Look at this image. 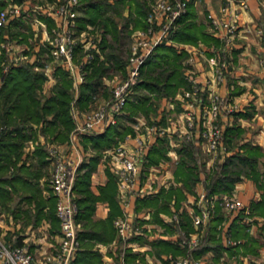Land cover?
<instances>
[{
  "label": "trees",
  "instance_id": "obj_1",
  "mask_svg": "<svg viewBox=\"0 0 264 264\" xmlns=\"http://www.w3.org/2000/svg\"><path fill=\"white\" fill-rule=\"evenodd\" d=\"M86 15L84 20L97 24L102 31L101 49L103 58L96 57L89 64L85 80L79 92L78 103L84 105L93 93L103 87L102 76L111 72L124 70L126 53L129 48L126 38L130 37L132 27H143L146 15L150 11L149 0H80ZM0 0V7L2 6ZM178 26L172 34L173 39L181 42L215 41V37L206 29L205 24L198 21L194 0H187V7L178 17ZM83 23V20L82 22ZM2 33L0 32V39ZM129 44V43H128ZM185 49L175 44L159 43L143 60L140 68V79L134 83L132 92L127 98L125 108L127 113L121 114L116 123L110 124L102 133L84 135V144L95 150L88 160H83L77 168L74 180V190L77 193L76 219L81 222L79 230L81 241L71 264H97L100 254L92 248L96 241H109L115 235L113 218L122 213L117 197L116 179L108 170L106 182L99 186L100 192L94 194L90 188L91 173L96 168L102 150L112 146L132 130L125 120L134 114L157 111V101L175 93L179 86H188L184 75L183 59ZM5 58L4 50L0 52V62ZM0 204L18 200H35V210H25L26 217L38 221L43 215L45 201L39 193L38 177L42 174V167L49 158L44 143H37L35 153L38 157V167L19 162L23 154L25 141L36 133L32 123H37L39 130L51 141H62L68 138L74 127L71 112L70 92L71 80L67 72L58 67L57 81L48 95L40 92L45 74L42 69H35L32 63L12 65L6 72L0 71ZM242 129L237 126L226 128L225 137L228 146L231 140L238 137ZM235 136V137H234ZM166 139L154 143L148 151L149 162L158 161L166 155ZM236 145V144H235ZM234 146V145H233ZM179 159L174 169L175 184L161 187L153 195L137 197V208L152 207V215L159 219L160 211L170 210V201L175 196V205H180L188 192L194 193L197 182L202 181L208 195L230 193L236 181L241 177H251L262 189L261 199L252 203L251 213L264 215V162L259 165L262 150L260 145L245 141L239 143L238 149L228 154L223 161L205 168V159H201L199 147L184 139L179 148ZM20 193V194H19ZM55 206L48 215L57 220L56 198ZM107 200L110 205L109 214L102 219L93 218L96 199ZM17 200V201H18ZM54 209V210H53ZM242 212V215H240ZM245 213L239 211L231 222L234 236L243 234L244 225L239 218ZM180 227L187 231L193 229L190 215L186 210L180 214ZM223 212L216 205L215 212L207 226V234L200 239V243L190 251L199 255L208 248L219 250L222 243L216 236L217 224L221 221ZM57 223V224H58ZM60 229V227H59ZM235 245V244H234ZM156 252L172 251L173 253L188 251L176 242L165 239L154 241ZM136 253L127 251L126 259L131 260ZM125 259V260H126Z\"/></svg>",
  "mask_w": 264,
  "mask_h": 264
},
{
  "label": "built area",
  "instance_id": "obj_2",
  "mask_svg": "<svg viewBox=\"0 0 264 264\" xmlns=\"http://www.w3.org/2000/svg\"><path fill=\"white\" fill-rule=\"evenodd\" d=\"M80 6V0H43L35 6V9L42 10L52 19L50 25L41 22L42 30L45 33L42 44L46 46V52L37 59L40 60L45 72L49 75L57 67L67 71L72 78L73 89L76 93L85 80L89 64L100 49L99 34L91 33L88 30L89 25L87 28L78 27V18L81 14ZM247 6L248 0H226L221 4L219 13L211 12L207 15L211 30L218 34L224 43L228 44L239 29L237 22L239 11L237 9L247 8ZM186 7L187 0H155L152 3L150 11L146 15L145 26L133 32L125 74L116 73L108 78L110 89L108 96L88 111L80 110L77 107L76 99H73L71 112L75 124L71 132L72 139L78 133L99 131L118 121L124 112L134 83L140 79V68L144 58L157 44L174 43L172 34L178 26V17ZM24 10L22 3L8 0L7 4L0 8V29L7 25L10 16L26 15ZM258 32H262V29L259 28ZM175 45L181 46L186 52L184 75L189 85L183 88L179 95L186 105L185 125L187 129L184 131V135L187 139L195 141L192 129L198 117L201 120L199 134L203 150L214 158L220 154L223 155L229 152V149L225 144V128L221 114L224 110L233 111L235 105L230 103L225 95L207 88L206 85L210 82L208 79L199 80L195 74L194 63L197 61V54L204 47V43L199 42L198 45L197 42L178 43ZM1 46L5 49V58L0 71L6 72L22 58L28 57V61L32 62L35 60L32 56L20 54L10 38L2 40ZM209 62L214 72L215 81L218 83L223 81L229 60L214 54L209 57ZM204 88L208 89L207 103L202 100L201 92ZM142 126H144L147 137L170 135L175 132L168 125H163L159 121L150 123L145 120L136 121L137 129ZM140 133L135 135L136 143L133 147L130 148L119 142L106 151L107 164L117 180V196L125 209V213L113 218L116 239L112 241L111 245L114 247L120 243L122 248L138 249L140 244L132 237L153 233L154 227L159 229L157 225L150 222L133 220L126 210L132 196L142 197L157 190L158 177L165 164V161H161L146 168L147 170L144 172V147L147 140ZM45 147L52 162L48 184L56 198V215L59 218L60 227L58 243L54 250H44L41 254L36 255L24 245L14 244L0 237L1 264H71L80 248V222L76 219L78 206L74 190L79 161L64 151L58 143L47 141ZM162 183L165 185L172 183L171 176L164 179ZM216 205H221L229 213L230 211L249 213V205L240 200L235 192L208 195L205 190H202L198 196L188 194L183 205L173 208L171 217H168V220L172 222V227H175V231L166 236L172 242L187 247L188 252L185 254L165 253L156 259L158 261L164 259L170 264H223L214 262L210 257L204 255H194L190 251L200 243L203 233L201 230H205L209 225ZM183 210H186L190 215L194 226L192 231L180 227V214ZM148 216L146 215V217ZM250 218L244 219L250 220ZM222 238L225 244H236L239 241L231 236L228 227L222 230ZM259 254L263 261L262 264H264V246L260 248ZM124 257V253H122L119 264H126ZM109 264H113L112 260Z\"/></svg>",
  "mask_w": 264,
  "mask_h": 264
},
{
  "label": "crops",
  "instance_id": "obj_3",
  "mask_svg": "<svg viewBox=\"0 0 264 264\" xmlns=\"http://www.w3.org/2000/svg\"><path fill=\"white\" fill-rule=\"evenodd\" d=\"M1 1L3 3L2 6L8 2V0ZM15 1L23 4L26 15L23 14L19 16H10L7 21V25L0 29V32L2 33V37L0 39V52L2 50L5 52V49L1 46L2 40L11 38L15 49L20 54L34 57V62L28 61L27 57L22 58L20 62L16 63L15 65L28 62L34 64L35 69H42L45 74V79L42 83V87L40 88V92L48 95L52 92L53 86L57 81L56 70L58 67L53 69L49 75V73L45 72L43 65L41 64L40 60L37 59V57L46 52V46L42 44L45 33L42 30L43 27L41 22L45 23L46 25H50L52 23V19L42 10L35 9V6L40 4V2L43 0ZM225 1L226 0H194L198 21L203 22L206 29L216 38L215 41H211L209 43L202 40L197 41V45L199 42H203L204 47L197 54V61L194 63V68L196 71L195 74L199 80L204 81L205 79H208V81H210L209 84L206 85L207 88L225 95L229 99L230 103L235 105L233 111L224 110V112L221 114V120L223 122L225 131L229 126L240 127L242 131L238 137L231 140L234 146H228L225 137V144L227 145L229 152H226L223 155L220 154L215 158L210 156L208 159H205V168L208 169L215 163L223 161L228 154L238 149L239 143L245 141L260 145L262 155L259 158V165L262 167V163L264 162V0H248L247 8L237 9L239 11L237 20L239 29L232 36V39L228 44L224 43L221 37L211 30L208 17H206V15L211 12L219 13L220 6ZM235 6H237V4H235ZM199 12L202 13L201 16H199ZM85 15L86 12L83 11L82 16L78 18V27L87 28L89 25L90 27H88V30L91 33L94 34L97 32L99 34L100 49L97 52V56H99V58H103L104 55L100 44L103 36L102 31L99 27L94 29L93 23L84 20L83 17ZM36 18L37 20H35ZM82 20L83 23H81ZM130 28L131 38V34H133V32L140 27H132L130 25ZM259 28L262 29V32L260 33L258 32ZM187 43L194 42H184V44ZM177 47L182 48L179 45ZM214 54L223 56L229 60L225 78L219 83L215 81L214 72L209 62V57ZM2 61L0 62V66L2 65ZM36 65H38V67H36ZM67 75L71 80V103L73 99H76L77 107L80 110L88 111L92 109L98 104V102H100L106 95L109 94L110 89L108 85V79L106 77L108 75H103V87H101L96 93H93L92 97L84 105H80V103H78V98L83 83L81 84L79 91L76 93L73 89L72 78L68 73ZM183 87L184 86H179L174 94L160 98L157 101L158 107L155 113H150L149 116L145 115L144 113H137L134 114L130 119H126V124L130 125L132 130L113 144L115 145L119 142H122L131 148L136 143L135 135H137L138 132H141L140 134L145 136L146 133L144 131V126L137 129L135 127L136 121L142 122V120H145L148 123L152 121H159L161 124L168 125L169 128L175 132H178H172L171 134L169 132L170 135H156L150 137L145 136L147 141L144 147V172H146V168L150 167L151 165L165 161L163 171L158 177L159 185L157 186V190L154 193H156L161 187H168L173 183L172 182L168 185H165L162 182L164 179H168L170 176L174 179V169L179 159L180 153L179 148L183 145V135L184 131L187 129L185 125L186 105L185 102L179 97ZM201 93L202 100L207 103L208 89L204 88ZM170 103H172V105H170ZM124 113L126 112L124 111ZM119 118H121V115ZM32 124L33 128L36 130V133L31 135V137L25 141L23 146V154L19 162L24 161L27 165L32 164L35 167H38L39 164L38 157L35 153V146L39 142L45 144L47 141L51 140L39 130L40 126L37 123ZM109 125L99 131L78 133L75 138L72 139L71 132L74 128L73 127L69 132L67 139L53 142L58 143L64 151L68 152L74 159L78 160L80 164L83 160H88L90 156L95 153L94 149L90 148L89 146H85L84 135L102 133ZM193 126L194 127L192 130L195 141L191 140V142H193L196 147L200 146L199 148H202L199 134L201 120H199L198 117L197 120H195ZM252 126L255 128L251 129L250 127ZM254 133L255 135H253ZM160 139H166V155L159 158L158 161L149 162V158L147 156L148 151L150 150L151 146ZM176 143L178 144L176 145ZM112 146L106 147L102 150L96 168L91 173L90 188L96 195H98L100 192L99 186L104 184L108 178L107 171L109 170L114 175L107 164L108 155L106 152L107 149ZM204 158L205 157H203V159ZM51 167L52 162L49 159L46 165L42 167V174L38 177V186L40 188L39 193L42 195V198L45 201V205L43 207L44 213L38 221L34 222L30 217H26L25 215V210L28 208L34 212V198H31L29 201H20L18 200L17 196L13 201H7L4 204H0V237L14 244L24 245L29 251L35 253L36 255L41 254L44 250H54L59 240V223L57 220L51 219L48 215L50 209L54 208L55 206V199L53 198V201H51L50 197L53 192L51 191L48 184V176L51 171ZM116 188L118 189L117 180ZM194 190L197 192V196L202 190H205L202 181L197 182ZM231 192H235L240 200L249 205L250 209L252 203L261 199L262 189L258 187L254 179L245 176L236 181ZM154 193H152V195ZM75 195L77 196L76 192ZM136 199L137 197L132 196L129 205L126 208L129 217L135 221L150 222L155 224V226L157 225L159 229L154 227L153 233L132 237V239H136L139 242L140 245L138 249H131V247L122 248L120 243L116 244L115 247L112 246V241L116 239V232L113 238L109 241L94 242L92 248L100 254V260L97 262V264H109L111 260L113 264H119L121 254L124 253V258L126 259L127 251L136 253L134 257L131 258V260L126 259L128 264H170L164 259L158 261L156 258L161 257L162 254L173 252L161 251V253L158 254L154 246V241H157L158 239L171 241L168 237H166L170 234V230H168L169 220L168 217H166V211H160L159 219H155V217L152 215L154 208L145 207L139 209L136 205ZM170 207H172V204H170ZM121 208L122 213L118 215L125 213V209H123L122 205ZM221 210L223 211V217L217 224L218 231L216 236L219 237L223 247L218 251L213 248H208L199 255L210 257L212 261L223 264H259L258 261L256 262L255 260L260 259L258 258L257 253L260 251V248L264 246V215L254 212L251 213V210H249V213L245 214L244 217H252L250 222L246 219H243V217L239 218L240 222L244 225L243 234L238 236H234L233 233L231 234L233 238L239 241L235 245L225 244L222 238V230L228 227L230 232H232L230 225L234 216L237 214L228 215V213L222 208ZM109 212L110 205L108 201L100 198L96 199L93 218H105ZM146 215L149 216L146 217ZM190 222L192 224L191 218ZM80 229H82L81 222ZM201 231L203 232L202 236L204 237L207 234V229ZM187 252L188 251L177 252L175 254H185ZM253 255H257L255 256V259Z\"/></svg>",
  "mask_w": 264,
  "mask_h": 264
},
{
  "label": "rangeland",
  "instance_id": "obj_4",
  "mask_svg": "<svg viewBox=\"0 0 264 264\" xmlns=\"http://www.w3.org/2000/svg\"><path fill=\"white\" fill-rule=\"evenodd\" d=\"M155 0H151L150 1V8H151V5H152V3L154 2ZM80 12H81V14H80V16H79V18L82 16V13H83V9H82V7L80 6ZM202 15V13L201 12H199V16H201ZM206 17H208L207 15H206ZM93 28L94 29H96V28H98V25L97 24H94V26H93ZM11 39V38H10ZM12 40V39H11ZM126 41H127V45L129 46V48H128V50H127V53H126V58H128V54H129V51H130V45H131V43H132V40H133V34H131V38L130 37H128V38H126L125 39ZM129 43V44H128ZM178 43H181V41H177V40H175L174 39V43H173V45L174 44H178ZM182 43H184V42H182ZM194 43H196V42H194ZM171 44V43H170ZM5 53V52H4ZM127 61V60H126ZM1 67V66H0ZM1 70V69H0ZM116 73H118V74H125V68H124V70H119V71H115V72H111L110 74H108V76H106L107 77V79L110 77H112L114 74H116ZM252 82H253V80H252ZM185 87H188V86H185ZM185 87H183V88H185ZM108 95H106L105 97H107ZM104 97V98H105ZM124 111L127 113V109L124 107ZM251 129H253V128H255L254 126H252V127H250ZM175 133H178L177 131L175 132ZM253 135H255V133L253 134ZM182 138V137H181ZM254 138V137H253ZM183 139H186V140H189V141H191L190 139H187L186 137H185V135H183ZM256 140V139H255ZM198 147H200V146H198ZM199 152H200V154H201V156H202V159H203V157H205L204 159H208L209 157H210V155L207 153V152H205L204 150H203V148H199ZM263 160H264V155H263ZM50 174V173H49ZM171 179H172V184H175L176 183V181H175V179H173L172 177H171ZM186 193H187V195L188 194H192V195H197V192L195 191L194 193H192V192H188V190L186 191ZM186 195V196H187ZM186 196L183 198V199H181L180 200V205L179 206H181V205H183V203H184V199L186 198ZM175 196H173L172 197V199H171V201H170V204H172V207H170V210L169 211H166V217H171V215H172V212H173V208H177V207H179V206H177V205H175ZM220 206V209L222 208L224 211H226L221 205H219ZM223 212V211H222ZM227 212V211H226ZM228 213V215H231V214H237V213H239V211H237V213L235 212H231L230 211V213L229 212H227ZM240 215H242V212H241V214ZM150 217H151V215H150ZM244 218H246V217H244L243 216V219ZM252 218V217H251ZM250 218V219H251ZM247 221H251V220H247ZM255 223V222H254ZM252 225V224H251ZM173 225H172V222L169 220V226H168V230H170V233H172V232H174L175 231V227H172ZM192 230H194V228L192 229ZM192 230H190V231H192ZM257 255H258V258H260V254H259V252L257 253ZM257 255H253V257H254V259H255V256H257ZM256 262L258 261V263L259 264H262V260H261V258L259 259V260H255ZM125 263L126 264H128L127 263V261H125ZM226 264H228V263H226Z\"/></svg>",
  "mask_w": 264,
  "mask_h": 264
}]
</instances>
